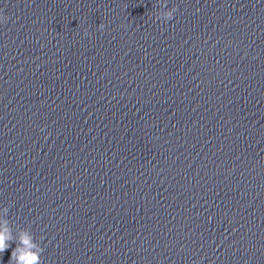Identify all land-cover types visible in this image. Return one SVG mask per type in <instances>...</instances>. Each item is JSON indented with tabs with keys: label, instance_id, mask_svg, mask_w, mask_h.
Segmentation results:
<instances>
[{
	"label": "clouds",
	"instance_id": "obj_1",
	"mask_svg": "<svg viewBox=\"0 0 264 264\" xmlns=\"http://www.w3.org/2000/svg\"><path fill=\"white\" fill-rule=\"evenodd\" d=\"M177 8L174 6L170 9L166 8V4H159V10L155 13V19L167 23L172 20ZM9 18L0 13V24L7 22ZM104 25L100 24L99 29L103 30ZM84 35L89 36L87 29ZM9 208L7 206L0 209V254L11 247L12 243L16 247L11 252L8 264H43L42 253L44 248L37 241L30 228H17L14 232L11 222L8 218Z\"/></svg>",
	"mask_w": 264,
	"mask_h": 264
}]
</instances>
